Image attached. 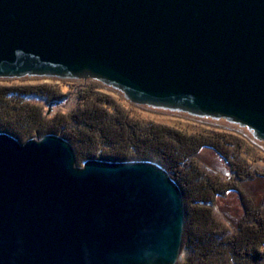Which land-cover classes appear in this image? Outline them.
I'll list each match as a JSON object with an SVG mask.
<instances>
[{
    "label": "water",
    "instance_id": "1",
    "mask_svg": "<svg viewBox=\"0 0 264 264\" xmlns=\"http://www.w3.org/2000/svg\"><path fill=\"white\" fill-rule=\"evenodd\" d=\"M24 75L91 76L264 142V0H0V77ZM183 220L155 162L77 165L56 134L0 132V264H175Z\"/></svg>",
    "mask_w": 264,
    "mask_h": 264
},
{
    "label": "trees",
    "instance_id": "2",
    "mask_svg": "<svg viewBox=\"0 0 264 264\" xmlns=\"http://www.w3.org/2000/svg\"><path fill=\"white\" fill-rule=\"evenodd\" d=\"M52 85H0V132L8 133L21 142L56 134L71 144L76 164L87 159L155 162L170 174L182 193L183 254L186 253V256L175 264H217L216 261L210 262L212 247L220 249L227 245L226 250L217 251L218 263L240 264L245 258L252 257L249 259L254 264H264V199L255 205L240 188L233 185L243 178L252 177L253 172L238 159L236 152L230 150L233 142L226 134H192L172 128L150 129L143 135L137 130L140 126L138 121L131 122L128 114L123 116L118 112L117 117L110 115L113 114L111 111L120 109H115L108 98H100L97 104L86 106L87 102L97 98L93 90L78 95L77 104L83 105L81 109L45 118L31 98L59 101L64 96L61 91L57 93ZM202 145L210 146L228 162L234 172L232 179L224 182L208 177L205 183L200 181L204 174L191 154ZM228 190L238 192L244 208V216L237 224L240 232L233 236H229L228 228L217 222L210 208L216 196ZM211 240L215 241L212 246Z\"/></svg>",
    "mask_w": 264,
    "mask_h": 264
},
{
    "label": "rangeland",
    "instance_id": "3",
    "mask_svg": "<svg viewBox=\"0 0 264 264\" xmlns=\"http://www.w3.org/2000/svg\"><path fill=\"white\" fill-rule=\"evenodd\" d=\"M42 83L54 84L52 86L55 87L56 92L58 93L61 91L64 96L59 101L55 102H47L42 97L31 98L32 103L35 106H39V111L45 118H50L58 114H65L72 109H81L83 105L81 103L77 104L78 95L85 91H89L90 93L91 90H93V94H95L97 98L87 102L86 106L93 105L94 103L97 104V100L100 98H108L109 101L113 103L112 106H114L115 109H120L117 112L111 111L113 114L110 115L116 116L118 112L123 116L128 114V117H130L128 119L131 122L138 121L140 126L137 127V130L143 135L149 132L148 130L150 129L172 130V128L174 131L180 132L181 130L192 134L207 132L212 134L215 132L226 134L228 140H232L233 142L230 150L234 151V153L236 152L237 156H239L238 159L245 164L247 169L253 172L252 177L243 178L239 183L235 182L233 185L240 188L241 192H243L246 197L250 198L255 205L260 204L264 199V142L256 138L253 132L247 127L225 118H215L162 106L134 103L128 100L118 88L87 75L77 77L45 75L0 77V85L13 84L21 86L26 84L29 86H38ZM191 155L192 160H194L196 165L199 166L202 174H204V177L200 178L202 183H205V178L208 177L224 182L233 178L234 172L231 170V166L210 146H199ZM77 165H82V163H77ZM187 190L189 191V188ZM214 200L213 206L210 207L213 217L221 226L228 228L230 232L229 236L237 235L240 232L238 231L239 228L237 224L244 216V208L238 192L236 190H228L221 195H217ZM181 239L183 240L182 236ZM214 243L215 241L211 240L210 246H212V244L214 245ZM184 245L185 243L183 240L180 244L178 261L186 256V253L183 254L185 252L183 249ZM223 247L220 249L212 247L213 254L211 253L212 257H210L211 263H215L216 261L217 264H220L217 261V251H224L229 246ZM249 258L252 257L245 258L240 264H254V261H251ZM262 258L263 262L264 257Z\"/></svg>",
    "mask_w": 264,
    "mask_h": 264
},
{
    "label": "bare ground",
    "instance_id": "4",
    "mask_svg": "<svg viewBox=\"0 0 264 264\" xmlns=\"http://www.w3.org/2000/svg\"><path fill=\"white\" fill-rule=\"evenodd\" d=\"M70 144V143H69ZM71 145V144H70Z\"/></svg>",
    "mask_w": 264,
    "mask_h": 264
}]
</instances>
